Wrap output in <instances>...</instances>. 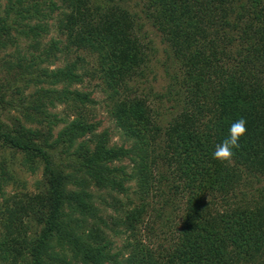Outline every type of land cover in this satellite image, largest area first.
<instances>
[{
	"label": "trees",
	"instance_id": "16d2710c",
	"mask_svg": "<svg viewBox=\"0 0 264 264\" xmlns=\"http://www.w3.org/2000/svg\"><path fill=\"white\" fill-rule=\"evenodd\" d=\"M102 1L7 0L0 10V48L14 47L0 60V264H264V0H147L183 72L165 124L131 85L149 60L133 14ZM56 12L70 44L96 54L92 74L82 56L50 66L63 49L42 46L40 22ZM95 72L126 143L99 130L97 101L77 86ZM240 118L239 148L214 159ZM18 155L42 171L33 188L15 170ZM132 183L139 202L125 204ZM10 184L19 190L6 193ZM95 189L125 206L113 223ZM178 197L171 237H142Z\"/></svg>",
	"mask_w": 264,
	"mask_h": 264
},
{
	"label": "rangeland",
	"instance_id": "374dc122",
	"mask_svg": "<svg viewBox=\"0 0 264 264\" xmlns=\"http://www.w3.org/2000/svg\"><path fill=\"white\" fill-rule=\"evenodd\" d=\"M6 2L7 0H0L1 13H3ZM58 2L61 3V0H58ZM101 2L104 1L101 0ZM108 2L110 4L112 3L110 0ZM114 3L126 7L133 14L136 21V31L142 41L145 43L146 50L149 55V60L143 69L144 73H139L136 78H134L135 80H132V88L139 93L144 92V94L150 97L151 104L158 114L157 116L161 118L165 124L170 118L176 115L178 111L177 107L180 105L176 100L178 96L174 95V93L181 88L180 84L178 83L181 82V78L183 76V72L180 69L181 64L172 53L173 51L169 43L164 40L163 34L158 26L154 25V20L151 17L150 10L147 8V0H114ZM57 15L58 12L54 13L53 18L43 19L40 22L43 25L45 23L48 25V31L44 33L41 38L42 46L49 44L52 40H57L59 41L60 48L63 49L62 52H58V60L51 63L50 66L55 68L63 65L67 60L74 61L78 56H82L86 58V67H88L90 70L89 72L91 73V71H94L95 66L97 65L96 54H92L87 48H78L75 44H70L67 36L59 30L56 20ZM31 41V39L27 38V40L22 42V46H29ZM67 45H69L68 48L66 47ZM30 49L34 50L33 48ZM13 50L14 47L0 48V60L4 57H7V55H9V53ZM77 86L83 90L91 91L93 97L96 99L97 102L93 107L95 109L96 120L101 121L102 123L99 130L109 128L113 133V143H126L122 133L117 128L115 120L110 115V96L108 91L105 90V84L100 74H96L95 72L93 75H86L84 83L78 84ZM174 87L176 89H174ZM182 99L183 98H180L181 102ZM58 111L62 112L63 107H59ZM2 151L3 150H0V154ZM6 153L8 158L12 156L9 151H6ZM20 160L21 157L18 155L15 170L23 180L28 182L29 188H33L36 180L42 177V171L39 169L36 173H30L21 167ZM125 163H128V160L125 161ZM19 187L20 186L10 184L6 189V193H14L15 191L19 190ZM130 187L129 197L125 194H120L119 196L125 204L130 201L129 199L134 202H139L140 195L135 193V190L137 189L136 185L132 183ZM95 192L97 194H103V196L106 198H104L106 202H101L102 200H98L97 205L105 209V216L107 217V220H109L110 223H113L115 218H119L123 214L122 208L125 206H122L121 203L115 204L112 196L108 193L109 190L100 191L95 189ZM148 200H151L152 204L157 202L158 207H160V205L163 203L162 196H151V198L149 197ZM184 203L185 200H182L178 197L176 200H174L173 204H169V206H167L165 209H161L165 211L164 214H161L160 210L156 211L154 216H152L151 220L149 221L150 225H154L152 226L154 229L153 233L150 232L148 228H144V230H142V237L153 238L156 243L166 242L165 238L171 237L169 229H171L175 223L180 222V216L184 210L182 207L180 208V206L184 205ZM176 204L178 208H176ZM157 213H160L159 217L157 216ZM124 236H126V234H124ZM124 241L125 239L123 236L121 238L118 237V244H122Z\"/></svg>",
	"mask_w": 264,
	"mask_h": 264
},
{
	"label": "clouds",
	"instance_id": "9594fccd",
	"mask_svg": "<svg viewBox=\"0 0 264 264\" xmlns=\"http://www.w3.org/2000/svg\"><path fill=\"white\" fill-rule=\"evenodd\" d=\"M247 121L240 118L233 122L229 128L228 136L217 145L213 158L218 161H227L234 155V150L240 146V140L247 132Z\"/></svg>",
	"mask_w": 264,
	"mask_h": 264
}]
</instances>
